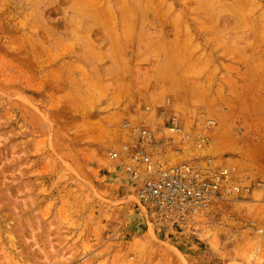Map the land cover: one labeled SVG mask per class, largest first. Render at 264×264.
Listing matches in <instances>:
<instances>
[{
    "label": "rangeland",
    "instance_id": "1",
    "mask_svg": "<svg viewBox=\"0 0 264 264\" xmlns=\"http://www.w3.org/2000/svg\"><path fill=\"white\" fill-rule=\"evenodd\" d=\"M139 131L239 193L142 210ZM0 264H264V0H0Z\"/></svg>",
    "mask_w": 264,
    "mask_h": 264
},
{
    "label": "built area",
    "instance_id": "2",
    "mask_svg": "<svg viewBox=\"0 0 264 264\" xmlns=\"http://www.w3.org/2000/svg\"><path fill=\"white\" fill-rule=\"evenodd\" d=\"M169 133L186 141L180 123L171 119ZM143 139L139 149L133 152L127 167V175L134 184L136 204L142 210L151 211L159 217L172 216L175 222H182L207 210L208 207L230 200L239 193V184L233 176L236 169L218 163L211 158H194L182 164L165 167L157 166L146 155V146L153 144L152 135L139 131ZM147 140H151L149 143ZM204 143L199 135L196 145Z\"/></svg>",
    "mask_w": 264,
    "mask_h": 264
},
{
    "label": "crops",
    "instance_id": "3",
    "mask_svg": "<svg viewBox=\"0 0 264 264\" xmlns=\"http://www.w3.org/2000/svg\"><path fill=\"white\" fill-rule=\"evenodd\" d=\"M249 152H250V151H248V154H247L245 151H243V152L241 153V154H242L241 156L243 157V159L246 158L247 156H249ZM237 158H238V157H237ZM244 160H245V159H244Z\"/></svg>",
    "mask_w": 264,
    "mask_h": 264
},
{
    "label": "bare ground",
    "instance_id": "4",
    "mask_svg": "<svg viewBox=\"0 0 264 264\" xmlns=\"http://www.w3.org/2000/svg\"><path fill=\"white\" fill-rule=\"evenodd\" d=\"M152 162V161H151ZM153 163V162H152Z\"/></svg>",
    "mask_w": 264,
    "mask_h": 264
}]
</instances>
